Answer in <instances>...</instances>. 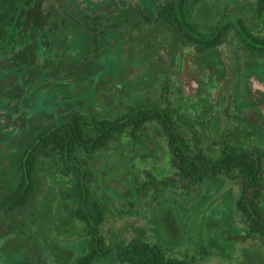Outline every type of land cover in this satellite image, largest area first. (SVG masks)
<instances>
[{"label": "rangeland", "instance_id": "obj_1", "mask_svg": "<svg viewBox=\"0 0 264 264\" xmlns=\"http://www.w3.org/2000/svg\"><path fill=\"white\" fill-rule=\"evenodd\" d=\"M256 1L199 0L191 22L206 30L225 13L230 20L242 17L261 32ZM148 4L146 0H120L119 15L134 23L150 12ZM163 26L141 22L131 29L124 25L105 31L100 39L103 52L83 69L82 78L77 76L78 70L68 78L49 77V88L41 92L47 107L52 113L83 107L107 115L117 110L123 95L156 96L166 82L174 107L204 137L208 149L218 151L219 144L213 141L224 136L226 129L231 132L238 127L239 146L264 150V117L257 113L252 117L242 89L250 74L264 82V62L239 65L236 77H232V67L237 65L233 59L243 53L242 48H236L234 30L220 48L200 56L194 48H184ZM84 40L90 50V36ZM147 44L154 46V54L162 62L150 56ZM249 90L250 101L264 94L260 90L254 93L250 85ZM15 121L14 117L12 123ZM6 126L0 130V200L12 189L15 175L7 163H17L32 138L27 134L12 139L4 132ZM153 129L148 128V137L139 146L116 137L108 148L95 154L93 167L102 191L93 194L106 205L102 232L109 235V250L142 240L158 245L173 258H195L207 264H262L259 243L234 240L244 227L235 206L241 189L238 175L212 178L191 189L179 182L167 183L166 178L173 175L168 149L158 129ZM247 129H253L257 136L246 139L243 132ZM43 167L57 169L53 159ZM49 176L52 179L44 183V191H37L30 199L35 205L19 210L16 220L9 223L15 231L0 242V264H74L87 252L90 240L85 224L77 218L78 199L71 196V184L60 180L61 176ZM147 177L157 185L144 183ZM96 264L120 263L111 254Z\"/></svg>", "mask_w": 264, "mask_h": 264}, {"label": "trees", "instance_id": "obj_2", "mask_svg": "<svg viewBox=\"0 0 264 264\" xmlns=\"http://www.w3.org/2000/svg\"><path fill=\"white\" fill-rule=\"evenodd\" d=\"M146 1L150 12L133 23L128 16L119 15V3L113 0H0V130L6 124L4 132L12 139L32 136L20 160L7 163L15 175L12 189L0 200V242L15 231L9 223L16 220V213L32 208L30 199L42 191L43 179L48 181L52 179L48 174H53L71 184V196L78 199L77 218L85 224L90 240L87 252L78 256L74 264L100 263L111 254L120 264H207L195 258H173L158 245L142 240L115 250L108 248L109 235L102 232L107 221L106 205L93 194L96 185L98 194L102 191L93 167L95 154L108 148L116 137L139 146L146 141L148 128L154 127L168 149L174 178H166L167 183L179 182L191 189L212 178L238 175L241 189L235 206L244 227L234 240L255 241L264 255V150L239 146L236 141L241 136L240 128L234 127L213 141L219 144L218 151L208 149L204 137L174 107L166 82L156 96L123 95L117 110L107 115L83 107L52 113L41 97V92L49 88V77L68 78L77 70V76L83 77V69L103 52L100 39L105 31H116L124 25L131 29L141 22L164 24L162 28H168L174 39L179 38L184 48H194L200 56L220 48L234 30L243 53L233 59L237 65L232 67V77H236L239 65L264 62V33L245 32L242 21L230 20L220 13L214 24L201 30L191 22L192 9L199 0ZM255 10L264 29V0L256 1ZM87 35L90 50L85 46ZM147 46L150 56L162 62L154 54V46ZM15 62L17 68L11 65ZM244 82L243 97L249 100L252 94ZM14 117L16 121L12 123ZM15 128L19 131L13 135L11 130ZM250 135L257 136L243 132L246 139ZM50 159L57 169L43 167ZM144 183L157 185L149 177Z\"/></svg>", "mask_w": 264, "mask_h": 264}, {"label": "flooded vegetation", "instance_id": "obj_3", "mask_svg": "<svg viewBox=\"0 0 264 264\" xmlns=\"http://www.w3.org/2000/svg\"><path fill=\"white\" fill-rule=\"evenodd\" d=\"M89 1H92V2H94V1H103V0H89ZM105 1V0H104ZM108 1H110V0H108ZM114 2H117V3H119L120 2V0H113ZM160 1H162V2H167L168 0H160ZM177 2L178 3H181V0H177ZM197 5V4H196ZM49 5L48 4H46V7H48ZM195 7V6H194ZM194 7H193V9H194ZM193 9H192V12H193ZM191 15H192V13H191ZM258 17V16H257ZM238 20H240V21H242L241 23H242V25H244L245 27H246V29L244 30L245 32H250V33H252L253 35H258V34H262V33H264V29H263V27L260 25V27H262L261 29V32H259V29L257 28V29H255V27L256 26H250V25H248V24H246V22L244 21V19L242 18V17H240V18H237ZM258 20H259V17H258ZM260 22V21H259ZM261 23V22H260ZM236 48H241V47H239V46H237L236 45ZM236 50H238V49H236ZM11 65H14V67H18V65L16 64V62L15 63H12ZM253 76H256V75H253V74H250L249 76H247V78H246V80H247V86H248V88H249V81H250V79H251V77H253ZM257 77V76H256ZM243 82H244V80H243ZM263 82V81H262ZM264 83V82H263ZM244 85V84H243ZM243 87H245V85L243 86ZM261 99V100H260ZM259 100L260 101H262V102H259V100H253V101H250L251 99H247L246 101H248L247 102V105H249L250 106V109H249V111H250V113H251V115H252V117H253V115L254 114H256L257 113V115H259L258 117H264V108H262V106H264V94H262L261 93V98H260ZM246 101H244V102H246ZM247 131L248 132H250V133H255V131L253 130V129H247ZM228 132H230V129H226V133H228ZM254 137H256V136H254ZM236 142H238V144H242L240 141H236ZM50 180V179H49ZM46 182V180L45 179H43V183L41 184V190H43L42 189V186L44 185V183ZM54 185H52L51 186V188L53 187ZM95 190L96 191H98V186L96 185V187H95ZM44 191V190H43ZM35 205V203L32 205V207Z\"/></svg>", "mask_w": 264, "mask_h": 264}, {"label": "water", "instance_id": "obj_4", "mask_svg": "<svg viewBox=\"0 0 264 264\" xmlns=\"http://www.w3.org/2000/svg\"><path fill=\"white\" fill-rule=\"evenodd\" d=\"M249 85H250V87H251V89L253 90L254 93H256L257 90H260V91H262L264 93V83H261L259 80H257L255 78V76H253L250 79ZM18 131H19V128H15V129L11 130V133L14 135V133H16Z\"/></svg>", "mask_w": 264, "mask_h": 264}]
</instances>
